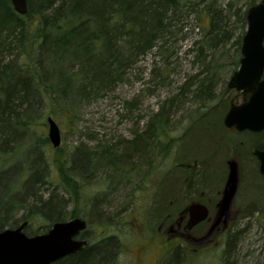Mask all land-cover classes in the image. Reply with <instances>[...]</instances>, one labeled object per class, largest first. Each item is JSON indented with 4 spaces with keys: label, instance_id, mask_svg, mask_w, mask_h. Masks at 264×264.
<instances>
[{
    "label": "rangeland",
    "instance_id": "374dc122",
    "mask_svg": "<svg viewBox=\"0 0 264 264\" xmlns=\"http://www.w3.org/2000/svg\"><path fill=\"white\" fill-rule=\"evenodd\" d=\"M189 1L195 4L194 10L189 12L184 9L176 14L171 28L157 47L130 64L123 78L99 98L86 100L77 96L78 84L64 97H57L50 91L45 93L47 101L53 102V105L43 106L41 110L37 107L33 130L18 133V137L10 139L8 144L13 148L10 153L5 152V147L1 148L4 134L0 135V172L18 171L29 162L36 166V154L42 153L43 159L51 163V167L47 164L43 167L50 174V179L60 183L62 173H67L79 184L74 190L78 200L65 193L59 184L40 183L35 187L38 195L43 199L49 196L62 198L66 202V221L70 219V214H76L95 225L125 223L128 214H122L124 208L130 209L131 191L139 187L141 178L153 172L159 180L153 191L161 203L174 197L177 206L182 205V177L188 175L185 169L175 166L160 182V177L167 170L164 156L167 144L173 162L195 161L189 181L219 187L225 178L226 162L233 156L229 151L231 145L235 148L239 143L235 137L238 135L230 132L231 135L221 126L223 115L230 104L243 103L241 92L227 89L231 76L238 70V65L233 64L234 59L239 57L235 42L242 31L233 15L237 11L248 10V3L255 1L257 5L261 0ZM208 4L210 14L218 11L221 28L232 33L226 46L214 50L202 47L204 40L209 39L206 32L209 18L204 10ZM221 39V43L226 42L223 37ZM8 55L4 54L6 61L10 62L18 52ZM49 60L50 57L45 55L41 58L42 65L47 67ZM211 62L212 71L209 73L206 68ZM77 69L75 64H67L65 72L70 76ZM207 80L213 84L210 87L213 90L211 95L215 96L213 100H207L200 94V86L205 85ZM161 107L166 111V126L162 131L150 132L151 120ZM47 118H51L59 128L61 143L58 148H53L48 141ZM41 139H47V143L38 145L35 142ZM243 139L247 140V137L243 136ZM133 144H137L136 154L129 152ZM156 145L162 150L161 157L159 152L154 151ZM133 155L137 158L134 159ZM252 169L246 164L240 166V188L243 187L240 195L251 203L260 204L254 209L261 210V213L253 211L248 216L249 229L239 238V264H264V186L257 183L258 178ZM125 172L131 173L135 181H124L121 176ZM71 191L73 189L70 188ZM257 191H261L260 194ZM212 192L209 193L214 196ZM15 197L18 200L22 195L18 193ZM23 199L25 207L31 209L32 198L26 196ZM46 209L47 206L43 212ZM25 212L10 222L22 223L19 218ZM29 217L27 227L32 233H42L52 226L43 218ZM113 229L111 232L116 234ZM217 254L218 251L206 252L201 258L202 263L217 264ZM118 262L121 263V259ZM220 264H233L230 245L222 250Z\"/></svg>",
    "mask_w": 264,
    "mask_h": 264
},
{
    "label": "trees",
    "instance_id": "16d2710c",
    "mask_svg": "<svg viewBox=\"0 0 264 264\" xmlns=\"http://www.w3.org/2000/svg\"><path fill=\"white\" fill-rule=\"evenodd\" d=\"M255 5V1H252L247 9ZM194 6L189 0H27L28 12L20 16L14 12L9 0H0V135L4 134L1 148L5 147V152L10 153L13 150L8 144L10 139L18 137V133L33 130L37 107L41 110L43 106L53 105V102L47 101L45 93L50 91L57 97H64L78 84L77 96L86 100L99 98L123 78L130 64L157 47L171 28L176 14L184 9L191 12ZM204 10L209 18L206 31L209 39L204 40L202 47L214 50L226 46L232 38L231 31L221 28L218 11L210 14L209 4ZM246 13L247 10L237 11L233 15L242 30L235 42L239 57L234 59L233 64L238 68L241 41L247 26ZM222 37L226 42L221 43ZM11 52H18V55L10 62L6 61L4 54L9 57ZM45 55L50 57L47 67L41 62ZM213 62L207 64L206 72L212 71ZM67 64L78 66L70 76L65 72ZM203 85L200 86V94L207 100H213L215 96L211 95L213 90L210 88L213 84L207 80L205 87ZM167 120L166 111L161 107L151 120L150 132L162 131ZM236 138L239 143L235 148L231 145L229 151L237 154L241 167L246 164V167L253 168L247 156L250 147L258 146L259 141L248 135ZM35 142L41 145L39 143L45 144L47 139ZM36 155V166L29 162L18 171L0 172V232L27 223L29 216L43 218L52 225L66 221V202L57 196L43 199L35 190L40 183L59 184L65 193L78 200L74 190L79 184L74 182V178L62 173L59 175L60 183L54 182L44 169L45 164L51 167L50 162L43 159L42 153ZM252 170L255 172L254 168ZM257 183L264 186V180L258 178ZM70 188L73 191L70 192ZM18 193L22 198L15 200ZM26 196L32 198L31 209H27L23 203ZM253 203L260 205L255 201ZM23 211L26 212L19 218L22 223L18 224L15 220L10 222ZM69 217L71 219L74 215L70 214ZM47 231L32 233L28 227L24 229L29 237ZM85 258L69 256L55 264H82Z\"/></svg>",
    "mask_w": 264,
    "mask_h": 264
},
{
    "label": "flooded vegetation",
    "instance_id": "af4514ba",
    "mask_svg": "<svg viewBox=\"0 0 264 264\" xmlns=\"http://www.w3.org/2000/svg\"><path fill=\"white\" fill-rule=\"evenodd\" d=\"M241 94L243 102L246 101L248 95H243L242 92ZM225 129L229 133L234 132L238 136L256 137L259 144L250 147L247 158L249 159V165L254 168L258 178L264 180V176L259 172L260 162L254 155L255 152L264 151V130L259 133H252L249 131L238 132L234 128ZM136 147L129 149V152L136 154L135 152L138 150ZM155 148L154 151L159 152V157H161L162 150L159 149L158 145ZM232 155L230 160H235L238 164L239 182L228 214L218 222L216 213L222 198L229 160L226 162V173L222 184L219 187L215 184L204 186L198 182L189 181L191 171L193 172V169H195L193 165L195 161L193 160L190 163L173 162L170 156L169 144H167L164 153L167 170L165 175L160 177V182L168 177L175 166H177L176 168L185 169L188 177L186 175L182 177L184 188L180 198L182 205L177 206L174 197H169L165 203H161L157 193L153 191L158 180L157 174L150 173L140 179L143 180L140 182L139 187H134L131 191L130 209L124 208L122 214L123 216L128 214L125 223L95 225L73 214L74 217L71 219L80 218L86 223V228L80 231L74 239L85 242L86 245L69 256L74 258L86 256L82 264H111L112 262V264H204L201 258L206 252L218 251L219 254L215 258L217 259L216 263L220 264L221 252L230 243L233 264H239V238L242 237L241 234H245L249 229L248 216H251L253 211L261 213V210H255L254 207L257 205L240 195L243 190V187L240 188V161L237 154L232 152ZM133 157L137 158L135 155ZM126 159H124V165ZM183 164L187 166H182ZM148 171L152 172L153 170L148 169ZM121 177L124 181L127 180V183H131L132 180L135 181L133 175L129 172H125L124 176ZM209 192L214 193V196H211ZM193 206L197 209L192 210ZM202 208L206 210L207 217L205 220L195 223ZM112 229L117 233L113 234ZM119 259H121V263L118 262Z\"/></svg>",
    "mask_w": 264,
    "mask_h": 264
},
{
    "label": "water",
    "instance_id": "95a60500",
    "mask_svg": "<svg viewBox=\"0 0 264 264\" xmlns=\"http://www.w3.org/2000/svg\"><path fill=\"white\" fill-rule=\"evenodd\" d=\"M14 12L25 16L28 12L27 0H9ZM246 32L240 46L238 70L231 76L227 89L242 92L248 99L240 105H231L223 119V126L238 132L259 133L264 130V0L249 8L246 13ZM47 138L53 148L61 143L60 131L51 119ZM260 162L259 172L264 176V151L255 152ZM239 182V168L235 160L227 162L226 181L222 198L216 213L217 222L224 218L230 209ZM197 209L195 206L192 210ZM201 211V209H200ZM207 212L202 208L195 220H205ZM225 223V220L223 221ZM27 223L15 229L0 232V264H53L79 251L85 242L76 241L75 236L86 228L80 218L54 223L47 233L27 236L24 229Z\"/></svg>",
    "mask_w": 264,
    "mask_h": 264
}]
</instances>
